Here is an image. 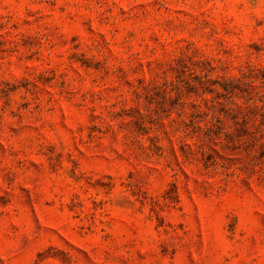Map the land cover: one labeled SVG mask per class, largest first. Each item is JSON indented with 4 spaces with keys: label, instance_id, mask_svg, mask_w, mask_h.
<instances>
[{
    "label": "rangeland",
    "instance_id": "rangeland-1",
    "mask_svg": "<svg viewBox=\"0 0 264 264\" xmlns=\"http://www.w3.org/2000/svg\"><path fill=\"white\" fill-rule=\"evenodd\" d=\"M0 264H264V0H0Z\"/></svg>",
    "mask_w": 264,
    "mask_h": 264
}]
</instances>
